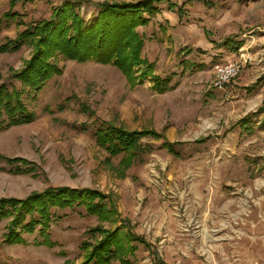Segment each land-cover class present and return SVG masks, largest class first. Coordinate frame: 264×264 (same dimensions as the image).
I'll return each instance as SVG.
<instances>
[{"label": "rangeland", "instance_id": "374dc122", "mask_svg": "<svg viewBox=\"0 0 264 264\" xmlns=\"http://www.w3.org/2000/svg\"><path fill=\"white\" fill-rule=\"evenodd\" d=\"M11 1L0 0V45L23 29L4 13L29 23L49 18L63 0ZM78 1L87 20L100 3L138 0ZM159 8L138 33L142 57L172 88L157 92L149 79L132 86L110 65L61 63L62 74L36 100L25 98L35 120L0 129V156L35 166L15 174L0 161V198L56 186L111 195L121 218L154 249L138 245L131 264H264V0H167ZM228 38L231 49L221 46ZM241 51L249 58H242L238 76L222 89L211 86L214 65L239 60ZM29 54L24 46L0 54V83H9V68L19 69ZM243 118L246 129L237 124ZM97 119L162 137L143 138L150 150L124 169L122 154L96 145ZM164 140L175 143L179 157L162 147ZM201 198L206 204L214 198L215 211L198 207ZM55 217L48 230L53 247L40 244L39 226L22 233L24 244L3 242L10 220H1L0 264L79 263L85 231L113 228L83 208L57 210Z\"/></svg>", "mask_w": 264, "mask_h": 264}, {"label": "trees", "instance_id": "16d2710c", "mask_svg": "<svg viewBox=\"0 0 264 264\" xmlns=\"http://www.w3.org/2000/svg\"><path fill=\"white\" fill-rule=\"evenodd\" d=\"M17 1L12 0V6ZM165 1L103 2L98 4L97 12L87 20L80 12L78 0H63L52 8L49 18L29 23L21 21L17 13H4L6 20H19L23 29L0 45V54L17 52L23 46L30 49V54L19 69L9 68V83H0V129L29 124L35 120L36 115L28 108L25 98L36 100L48 81L62 74L61 63L65 61L114 66L132 86L149 79L151 87L157 92L170 90V81L154 74L153 64L142 57L144 40L138 33L139 27L148 25L151 18L160 13L159 5ZM168 5V10L174 8L172 4ZM176 14L180 18L182 9L176 10ZM232 44L228 38L221 46L231 47ZM239 45L237 43L233 48L237 49ZM12 81H18L20 87L17 88ZM257 82L251 87L257 86ZM82 111L90 110L82 105ZM96 122V145L110 156L122 154L121 166L124 169L139 154L150 150L148 145L142 143L143 138L162 137L154 129L129 130L105 120L97 119ZM237 124L243 129L248 128V121L244 118ZM162 147L170 154L180 156L175 143L164 140ZM0 161L6 162L10 172L15 174L32 173L35 170L34 164L23 158L0 156ZM76 207L83 208L87 216H94L113 228L97 225L86 230L85 234L89 237L79 246L82 261L74 263L65 260L64 264H110L113 261L131 264L130 258L135 257L138 245L154 253L152 245L132 231L128 220L121 218L111 195L97 189L68 186L34 191L23 199L0 198V221L10 220L3 242L10 245L24 244L22 233L32 234L39 226L42 237L40 244L53 247L48 230L56 218L55 211Z\"/></svg>", "mask_w": 264, "mask_h": 264}, {"label": "built area", "instance_id": "2783aa9c", "mask_svg": "<svg viewBox=\"0 0 264 264\" xmlns=\"http://www.w3.org/2000/svg\"><path fill=\"white\" fill-rule=\"evenodd\" d=\"M244 57L243 54H240L239 60H232L225 63H218L214 65L213 68V78L211 81V86L222 89L230 81L235 79L241 69V60Z\"/></svg>", "mask_w": 264, "mask_h": 264}, {"label": "bare ground", "instance_id": "6f19581e", "mask_svg": "<svg viewBox=\"0 0 264 264\" xmlns=\"http://www.w3.org/2000/svg\"><path fill=\"white\" fill-rule=\"evenodd\" d=\"M205 206H206V208L208 207V209L210 210V212H214L215 209H216V203H215L214 198H211L209 204H206V203H205V199H204V198H201V199L199 200L198 207H200V208H204ZM261 207H262V204H260V206L258 207V209H261Z\"/></svg>", "mask_w": 264, "mask_h": 264}, {"label": "crops", "instance_id": "0c3cea01", "mask_svg": "<svg viewBox=\"0 0 264 264\" xmlns=\"http://www.w3.org/2000/svg\"><path fill=\"white\" fill-rule=\"evenodd\" d=\"M233 45V44H232ZM232 45H231V47L230 46H227L229 49H231L232 48ZM222 47H224V46H222ZM234 47V46H233ZM240 54H243L244 55V57H246V59H248L249 57L247 56V55H245V53L243 52V51H241V53H239V55Z\"/></svg>", "mask_w": 264, "mask_h": 264}]
</instances>
